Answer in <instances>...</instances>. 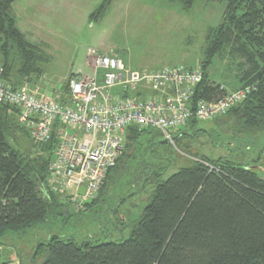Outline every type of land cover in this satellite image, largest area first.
I'll return each instance as SVG.
<instances>
[{"label":"trees","instance_id":"trees-1","mask_svg":"<svg viewBox=\"0 0 264 264\" xmlns=\"http://www.w3.org/2000/svg\"><path fill=\"white\" fill-rule=\"evenodd\" d=\"M14 1L0 0V67L1 79L17 89L39 77L41 65L49 58L43 53V45L31 43L18 28L12 11ZM173 1L184 13L198 2ZM206 1L223 3L224 12L221 22L207 31L198 66L201 79L193 89L191 111L197 103L217 102L228 93L247 88L246 98L224 116L247 131L264 129V0ZM111 3L103 0L92 12V22L103 17ZM225 55L240 57L246 66L232 90L209 78V69ZM182 67L190 72L194 69ZM69 82L59 86L57 100L61 104L69 102ZM153 134L162 136L153 129L127 128L116 166L107 173L98 195L85 203L82 214L100 202L113 173L131 162L135 150L151 143ZM197 134L211 136L198 128L196 119H190L171 138L175 143ZM55 144L53 136L46 144L33 143L18 122L17 109L0 104V241L8 233L44 223L55 207L66 213L61 197L47 188ZM16 145L23 146V151ZM164 173L165 167L155 164L143 180V188L150 186V201L126 239L93 244L52 236L37 245L33 260L43 256L40 264H264V180L253 169L226 157L201 156L189 167L160 179Z\"/></svg>","mask_w":264,"mask_h":264},{"label":"rangeland","instance_id":"rangeland-1","mask_svg":"<svg viewBox=\"0 0 264 264\" xmlns=\"http://www.w3.org/2000/svg\"><path fill=\"white\" fill-rule=\"evenodd\" d=\"M102 1H14L12 11L18 28L30 41L48 46L44 49L48 63L41 65V75L30 85L54 96L68 80L90 74L88 49L99 55H116L132 70L196 68L206 47L207 31L221 22L224 12L223 3L206 0H198L189 13L173 0H112L104 16L92 22L90 16ZM245 67L240 57L230 59L225 55L209 69V78L232 90ZM234 122L224 114L198 122V128L207 130L210 137L184 136L175 143L163 144L166 139L153 134L151 143L135 150L131 162L113 173L100 202L88 212L82 214L83 209L61 200L66 213L55 207L44 223L24 232L8 233L0 241V264H40L43 256L32 258L36 247L52 236L93 244L126 239L150 201V186L143 188L142 183L155 164L165 167L160 179H167L178 169L189 167L195 157H226L253 169L264 180V129L247 131ZM16 147L23 151V146Z\"/></svg>","mask_w":264,"mask_h":264},{"label":"built area","instance_id":"built-area-1","mask_svg":"<svg viewBox=\"0 0 264 264\" xmlns=\"http://www.w3.org/2000/svg\"><path fill=\"white\" fill-rule=\"evenodd\" d=\"M88 58L92 72L70 80L66 104L57 100L58 91L52 96L28 83L13 89L1 79L0 67V104L17 109L18 122L33 143L46 144L52 136L56 140L48 190L80 210L98 195L116 166L128 127L153 129L172 141V134L190 119L211 121L249 93L246 88L217 102H200L192 112L190 100L201 79L198 67L191 72L182 66L132 70L118 56L92 49Z\"/></svg>","mask_w":264,"mask_h":264},{"label":"crops","instance_id":"crops-1","mask_svg":"<svg viewBox=\"0 0 264 264\" xmlns=\"http://www.w3.org/2000/svg\"><path fill=\"white\" fill-rule=\"evenodd\" d=\"M16 19V18H15ZM36 30H37V32L38 33H41V31H40V29L38 30L36 27H34ZM21 31V30H20ZM23 34H24V32L23 31H21ZM47 33H49V32H47ZM25 35V34H24ZM25 37H26V39L27 40H29L28 38H27V36L25 35ZM30 41V40H29ZM31 43H34V42H32V41H30ZM40 45H43V48H42V50H43V53L44 54H46L45 52H44V49H47V48H45L47 45H44V44H40ZM48 47V46H47Z\"/></svg>","mask_w":264,"mask_h":264},{"label":"water","instance_id":"water-1","mask_svg":"<svg viewBox=\"0 0 264 264\" xmlns=\"http://www.w3.org/2000/svg\"><path fill=\"white\" fill-rule=\"evenodd\" d=\"M164 143H167V141H164ZM79 193L82 195L83 194V189H80Z\"/></svg>","mask_w":264,"mask_h":264}]
</instances>
